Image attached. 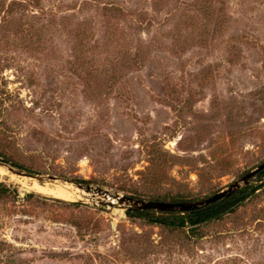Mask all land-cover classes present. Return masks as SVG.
<instances>
[{
  "label": "rangeland",
  "instance_id": "obj_1",
  "mask_svg": "<svg viewBox=\"0 0 264 264\" xmlns=\"http://www.w3.org/2000/svg\"><path fill=\"white\" fill-rule=\"evenodd\" d=\"M0 154V264H264V179L197 229L106 197L197 202L264 162V0H0Z\"/></svg>",
  "mask_w": 264,
  "mask_h": 264
},
{
  "label": "trees",
  "instance_id": "obj_2",
  "mask_svg": "<svg viewBox=\"0 0 264 264\" xmlns=\"http://www.w3.org/2000/svg\"><path fill=\"white\" fill-rule=\"evenodd\" d=\"M4 158L5 157H2V154H0V161L4 164L22 168V166H19L15 162H11L10 160ZM257 179L259 181L264 179V170L257 176ZM74 182L77 184H91L90 181L83 179H75ZM256 190L257 187L249 184L227 200L220 201L209 207L185 214L173 212H156L150 210L139 211L135 209H128L127 214L130 217L143 219L151 223L171 228L173 230H182L184 228L197 229L202 225L221 219L230 211L240 207L249 199L252 193L254 194L256 192ZM10 193L11 190L7 185L0 184V197H5ZM138 195L139 194H136L134 196L138 197ZM150 199L165 202H185L189 200L186 197L180 195L157 196L155 194L150 196ZM58 201L63 202L61 200Z\"/></svg>",
  "mask_w": 264,
  "mask_h": 264
},
{
  "label": "water",
  "instance_id": "obj_3",
  "mask_svg": "<svg viewBox=\"0 0 264 264\" xmlns=\"http://www.w3.org/2000/svg\"><path fill=\"white\" fill-rule=\"evenodd\" d=\"M264 170V162L258 166L255 170H252L245 174L242 178L231 184L227 189L222 190L207 199L197 201V202H165V201H147L140 200L129 197H122L121 195H116L114 198L106 196L110 199L112 205L115 201H119L121 204H126L130 209H135L139 211H156V212H173V213H190L197 210L209 207L217 202L227 200L228 198L235 195L238 191L243 189L245 186L249 185L251 180L256 178ZM42 180L40 177H37ZM83 188V186H81ZM86 190L88 192L92 191L91 186H87Z\"/></svg>",
  "mask_w": 264,
  "mask_h": 264
},
{
  "label": "bare ground",
  "instance_id": "obj_4",
  "mask_svg": "<svg viewBox=\"0 0 264 264\" xmlns=\"http://www.w3.org/2000/svg\"><path fill=\"white\" fill-rule=\"evenodd\" d=\"M23 181L25 183H28L31 186V189L39 193L57 197V198H60L66 201H75L78 199L79 200L82 199V196L80 194L82 193V191L81 192L75 191L68 184L62 185L61 183L57 182L53 186H50V185L42 186L37 181H33L31 183H29L28 179H24Z\"/></svg>",
  "mask_w": 264,
  "mask_h": 264
}]
</instances>
